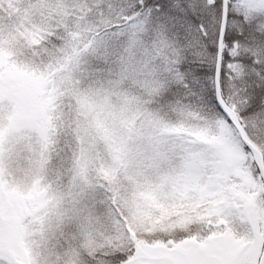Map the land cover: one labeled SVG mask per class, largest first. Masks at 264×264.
I'll return each mask as SVG.
<instances>
[{"label":"snow or ice","instance_id":"1","mask_svg":"<svg viewBox=\"0 0 264 264\" xmlns=\"http://www.w3.org/2000/svg\"><path fill=\"white\" fill-rule=\"evenodd\" d=\"M0 264H264V0H0Z\"/></svg>","mask_w":264,"mask_h":264}]
</instances>
